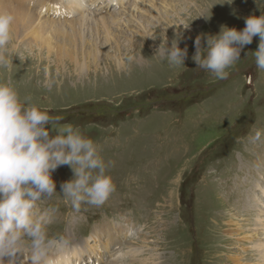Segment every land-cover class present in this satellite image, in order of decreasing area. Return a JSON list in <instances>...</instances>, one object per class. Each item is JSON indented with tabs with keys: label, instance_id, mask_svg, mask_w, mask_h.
Instances as JSON below:
<instances>
[{
	"label": "rangeland",
	"instance_id": "obj_1",
	"mask_svg": "<svg viewBox=\"0 0 264 264\" xmlns=\"http://www.w3.org/2000/svg\"><path fill=\"white\" fill-rule=\"evenodd\" d=\"M134 1L125 0L113 8L107 1L84 4L108 15ZM225 2L175 0L169 18L164 16L160 22L157 15L152 18L157 12L152 7L136 20L145 8L142 2L135 21L122 19L121 25L112 26L117 43L106 44V33L96 30H86L84 37L90 41L85 46L80 33L75 43L61 32V37L48 41V28V38L37 43L34 32L28 30L22 31L19 40L10 41L6 55L11 65L0 67V81L13 84L22 98L31 96L41 110L62 117L61 124L79 128L98 145L105 162H114L109 174L115 191L103 206L85 204L80 211L65 201L61 191V183L74 176L71 167L60 166L52 173L57 192L38 202L41 209H58L49 225L50 236H63L67 247L74 249L71 244L86 243L92 232L99 237L105 231L100 236L105 243L107 229L113 227L125 233L126 247H143L140 259L132 261L129 254L123 264L258 263L254 246L260 239L250 234L263 238L264 234L256 229L254 215L244 222L240 218L246 217L239 210L249 211L260 200L259 204L264 203V136L252 140L257 130L264 132V71L257 68L254 57L244 56L257 49L259 37L246 46L225 79L196 67L192 60L197 35L218 34L222 25L243 30L246 17L264 12V0ZM14 4L20 3L14 0ZM158 6L164 13L165 5L158 2ZM35 8L38 11L40 4ZM45 13L39 15L45 19ZM88 20L82 26L94 19ZM182 24H190L189 29ZM63 25L65 29L59 30L73 26ZM144 26L153 33H169L156 34L153 44L144 43L140 35ZM179 31L183 33L180 47L187 46L188 58L186 66L174 68L155 54L160 44H170ZM54 41L64 45L62 51ZM95 42L104 49H91ZM18 54L27 58L25 62ZM128 56L135 57L130 64ZM48 80L51 90L45 87ZM253 163L257 175L250 173ZM239 187L240 199L233 196ZM102 256L106 264L105 256L111 261L118 255ZM78 258L71 257L72 264ZM86 260L87 254L81 264Z\"/></svg>",
	"mask_w": 264,
	"mask_h": 264
},
{
	"label": "clouds",
	"instance_id": "obj_2",
	"mask_svg": "<svg viewBox=\"0 0 264 264\" xmlns=\"http://www.w3.org/2000/svg\"><path fill=\"white\" fill-rule=\"evenodd\" d=\"M225 3L231 5L233 0ZM14 22L11 12L0 11V67L5 69L11 65L6 51ZM182 25L185 30L190 27ZM182 36L176 32L170 44L159 45L155 55L171 67L186 66L188 48L180 47ZM257 36V49L244 56L254 57L257 68L264 71V12L246 17L243 30L222 25L218 34L197 35L192 60L196 67L225 79ZM18 55L25 62L27 58ZM127 60L130 64L135 57ZM45 87L51 90L52 81H46ZM62 119L41 110L31 96L22 98L10 82L0 81V264H16L20 255L31 264H63L66 259L62 253L68 242L63 236H50L48 230L58 209H41L38 203L57 192L52 173L58 167L68 165L74 173L61 183V191L75 211L85 204L103 206L116 189L109 174L114 162H105L98 145L72 124H61ZM262 136L264 132L257 130L253 142Z\"/></svg>",
	"mask_w": 264,
	"mask_h": 264
},
{
	"label": "bare ground",
	"instance_id": "obj_3",
	"mask_svg": "<svg viewBox=\"0 0 264 264\" xmlns=\"http://www.w3.org/2000/svg\"><path fill=\"white\" fill-rule=\"evenodd\" d=\"M85 1L86 0H18L20 4L15 5L14 0H0V11H9L15 16V22L12 26L11 41L19 40L22 36V31L28 30L29 32H34L35 38H36L34 39V42L37 43L38 41L46 39V36L48 35L47 34V28H48L49 29L48 33H51L49 38H48L49 35L47 36L48 41L55 40L57 37H61L58 35V32H61V35L69 34L71 41H73L71 43H75L74 40H76L77 34L80 33L81 38L84 39V41L82 42V45L85 46V45H88L90 41L89 39H86L84 37V33L86 32V30L87 31L96 30L98 32L104 31L106 33L104 37V42L106 44L108 43L111 44L112 42L117 43L116 41L117 39L115 37L112 26H114L115 23L120 24L122 19L129 20V21H135V16H136L135 12L136 10L140 11V8L137 9V6H139L142 2L145 3V8L143 9L142 12L140 11V14H138V17L136 18V20H139L140 16L144 14H148L152 10V9L149 10L148 8L152 7L155 10H157V12L151 15L152 18H154L157 15L159 19L157 22H160V19L164 16L165 18H169L168 16L169 12H171V10H174L171 8L177 5V3L172 4L173 2H175V0H135L131 4H128L124 10L119 11V13L110 12L108 15H106V12L97 11L94 5L84 4ZM95 1L97 2L107 1L112 8L116 6H120L122 3H125V0H95ZM203 1H207V0H203ZM23 2H27L28 4L26 6H23L21 4ZM158 2H161L162 4L165 5L164 13H162L163 11L162 12L159 11L160 9H158L159 7ZM197 3H198V0H197ZM37 4H40V8L38 11L35 8ZM44 10H46V13L44 15L46 16L45 19L44 17L39 15ZM34 11L37 12V14ZM125 12L129 13L128 17L126 18L121 17V15L123 13L125 14ZM69 15H72V16L68 19L66 16H69ZM58 18L63 19V20H56ZM88 19H94L93 23L90 24L89 26H82V24H84L85 21H89ZM66 23L73 24L70 30L69 31L59 30V29H65L63 24H66ZM100 24L101 26H99ZM116 28L118 29L119 25H117ZM75 29L77 30L76 32L74 31ZM159 33L166 34V33H169V31L164 30V31H157L156 33H153L146 26H144V29L140 31V35L142 39L144 40V43H150V44H153L152 42H155V40H153L149 36L156 37V34H159ZM66 39L67 38H65V40ZM55 44H58V43L55 42ZM63 46H64L63 44H58V47L60 48L61 51H62ZM98 47L101 49L103 48L99 43L95 42L92 44L91 49H96ZM261 147L263 148V146ZM261 160L264 162V158ZM254 165L256 164L255 163L252 164L250 173L257 175V168H255ZM229 192H235V191H229ZM263 194H264V191H263ZM233 196L239 199L242 198V187H239V189L233 194ZM253 198H255V196ZM260 202H262V200L258 201V203H256L254 207H249V211H244L245 208L243 207H241V210L239 211L240 212L243 211V215L241 216L246 217V218H240L241 221H244V222L247 221L248 216L254 215L257 218L256 229L259 230L260 233L264 234V203L259 204ZM252 209L253 210L255 209L256 212L253 211ZM245 226L247 225L245 224ZM112 228L109 227L107 229L108 234L106 235V237L108 238V241H106L105 243L101 242L102 238L100 237L106 233L105 231L100 232L99 237L98 235L93 234L92 232V235L90 236V238L86 239L87 241L86 243L80 244L79 246H76L74 249H64L62 254L66 256V259L63 261V264H72L71 257L73 258L79 257L80 259L79 258L76 259L77 264H81V262L85 259V254L89 255V260H86V261L88 262H90L91 260L95 261V257L98 258V255H99V258L97 260L98 262H101L103 258L102 254H106V253L110 254L111 252L114 255H118L117 256L118 259L116 257L114 260L111 259V261H108L109 259L105 258L104 261H106V264H123V262H125L123 261L124 256L129 255V254H131V256L133 255L132 261H135V258L140 259V257H138V254L139 252H143V247L142 246L141 247L132 246L130 248L126 247L125 246L126 241L123 238L125 236V233L118 231L117 229H112ZM249 231H251V229ZM130 236H131V232L127 234L126 238H129ZM250 236L253 238L260 239L257 241L254 247H255V250L258 251V257H256L258 260L257 264H264V263H261L262 261H264V238L262 236L260 237L255 236V234L253 233H251ZM90 241H96V244L90 245ZM21 263L31 264V260L24 259Z\"/></svg>",
	"mask_w": 264,
	"mask_h": 264
}]
</instances>
